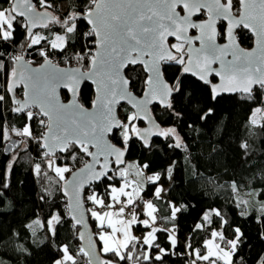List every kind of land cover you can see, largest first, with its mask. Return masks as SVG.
<instances>
[{
	"label": "snow or ice",
	"instance_id": "1",
	"mask_svg": "<svg viewBox=\"0 0 264 264\" xmlns=\"http://www.w3.org/2000/svg\"><path fill=\"white\" fill-rule=\"evenodd\" d=\"M238 5L234 0H87L81 9L75 0H0V48L13 49L0 51V108L7 106L10 112L25 115L28 123L13 131L36 143L46 167L59 181H65L72 166L57 164V159L82 165L62 191L76 226L88 229L85 214L94 222L95 231L87 240L85 231L78 233L81 241L86 240L78 248L86 264H165V257L177 254L175 225L160 226L153 203L165 191L157 184L161 174L146 175L147 163H126L125 156L131 141L150 149L153 136H172L175 144L171 147H186L176 129L160 127L150 110V105L157 104L182 118L173 98L182 92L185 75L203 82L213 99L224 92H240L264 104V0H238ZM202 11L207 16L203 20L198 15ZM82 21L86 30L80 27ZM57 26L59 31H54ZM239 28L255 36L252 51L240 46ZM20 30L24 42L17 47ZM26 52L41 58L38 67H32L34 61L25 58ZM55 56L65 65L86 63L89 70L59 67V61L51 58ZM217 62L219 68L213 67ZM165 64L178 66V74L166 79ZM140 70L146 75L141 78L142 91L137 92L132 73ZM85 81L95 85L90 107L85 106L89 103L86 94L81 102ZM21 87L23 98L17 92ZM57 89L70 94L66 102ZM122 101L131 108H125ZM262 111L261 107L253 110V126ZM211 113L209 108L200 119ZM33 120L39 125L35 135ZM132 169L136 178L130 179ZM34 171L41 174L39 163ZM164 174L171 179V168ZM148 184L157 185L153 199L145 198ZM232 187L237 190L235 184ZM184 207L169 202L167 220L175 221ZM213 216L227 224L219 210L204 212L193 229L205 234L200 246L194 247L190 237L185 239L183 254L190 257L188 264H233L243 233L235 228L234 238L226 239L222 227L212 226ZM60 219L55 214L48 221L53 235ZM161 234H166V240ZM62 252L55 264H77L68 245ZM98 252L108 258L102 259Z\"/></svg>",
	"mask_w": 264,
	"mask_h": 264
},
{
	"label": "trees",
	"instance_id": "2",
	"mask_svg": "<svg viewBox=\"0 0 264 264\" xmlns=\"http://www.w3.org/2000/svg\"><path fill=\"white\" fill-rule=\"evenodd\" d=\"M86 2L75 0L76 7L81 9ZM80 27L86 30V21L80 22ZM54 31H59L58 26ZM237 32L241 45L250 47L253 43L251 33L243 28ZM23 42V31L20 30L16 46ZM76 50H79L78 46ZM0 51L11 52L13 49L0 48ZM31 54L34 64L42 62L35 52ZM51 58L66 66L59 56ZM70 65L88 68L86 63L72 62ZM164 67L167 69L166 79L178 74V66L165 64ZM132 75L137 80V92L142 91L141 78L145 73L140 70ZM182 79V92L173 98L175 111L182 113V118L159 105H153L151 110L163 128L176 129L186 147H171L175 144V137L160 136L152 140L150 149L140 141H131L127 153V159L135 158L139 164L149 165L145 170L147 174H161L158 185H168L160 200L152 196L157 185L148 184L145 189V198L153 199L157 206L160 226L175 225L176 228L177 254L165 257V264H188V257L183 254L185 239L190 237L194 247L200 246L205 234L193 229L196 223L201 222L204 212L210 209L219 210L223 220L227 221V224H222L220 217H212V226L222 227L226 239L234 238L235 228L243 233L233 264H261L264 261V119L253 126L250 116L254 107L264 104L247 99L242 93L222 94L213 99L210 89L197 78L185 75ZM80 91L81 102L86 94L89 103L85 105L90 106L94 98L93 86L85 81ZM17 92L22 95V88ZM254 93L260 95L255 89ZM62 96L66 100L68 94L63 91ZM209 108L212 113L206 119H200ZM26 123L23 113L10 112L7 106L0 108V264H55L63 256L64 245L69 246L77 264H86L87 258L78 254L81 246L79 227L73 225L68 215L67 201L61 192L63 181L49 190L42 150L26 138L23 146L10 153L4 152L6 129L22 130ZM31 123L34 134H37L39 125L35 120ZM244 143H247V149L241 147ZM61 155L59 153L57 157ZM58 160L73 165L72 169L81 166L67 159ZM35 163L41 165L40 175L34 171ZM168 168H171V179L164 174ZM241 201H247V204ZM169 202L178 207L185 206L173 222L167 220ZM55 214H59L61 219L54 225L53 235L48 221ZM39 218L45 227L33 228L32 221ZM88 218L95 231L94 222ZM160 238L166 240V234H161ZM100 253L103 259L108 258Z\"/></svg>",
	"mask_w": 264,
	"mask_h": 264
},
{
	"label": "water",
	"instance_id": "3",
	"mask_svg": "<svg viewBox=\"0 0 264 264\" xmlns=\"http://www.w3.org/2000/svg\"><path fill=\"white\" fill-rule=\"evenodd\" d=\"M238 1V0H237ZM204 12L202 11V13L201 14H198L199 15V18L200 19H206L207 18V16H206V14H205V17H201V15L203 14ZM183 14V13H182ZM196 17H194V19H195ZM219 23L220 22H218V26H219ZM246 30V29H245ZM237 31V30H236ZM251 33V32H250ZM194 33H191V30H190V32H189V35H193ZM196 34H198V33H196ZM251 35H252V37H253V43H252V45L250 46V47H243L242 45H240L244 50H246V51H252L253 49H255V47H256V44H255V36L251 33ZM174 38H169V40L170 41H172ZM218 42H220V41H218ZM197 47L199 46V42H197V45H196ZM26 58V57H25ZM232 57L231 56H228L227 57V59H231ZM27 59V58H26ZM54 63H56L55 61H53ZM41 63V62H40ZM39 63V64H40ZM39 64H32V67H38L39 66ZM59 67H68V66H71V67H78V68H80V70L81 71H84V72H87L88 70H89V68H87V69H84L82 66H80V65H66V66H64V65H58ZM213 67H215V68H219V63L217 62V64H214L213 65ZM146 75V74H145ZM188 75H190V74H188ZM166 78V77H165ZM196 78V77H195ZM216 79L214 80V82L215 83H217V84H219L221 81H220V79H219V77H215ZM198 79V78H197ZM87 82H89L92 86H93V89H94V98H93V100L95 99V96H96V92H95V85H93L92 83H91V81H87ZM83 84V83H82ZM82 84H81V86H82ZM22 88V87H21ZM66 92L67 94H68V96L70 95L68 92H67V90H65V89H57V94L59 95V98L61 99V101H64V102H66V100L63 98V96H62V92ZM236 93H240V92H231V93H229V92H224V93H221V95L222 94H236ZM243 94V93H242ZM20 96V98H23L22 97V95H19ZM220 96V95H219ZM121 104L123 105V104H126V102H124V101H122L121 102ZM127 105V104H126ZM153 105H157V104H153ZM153 105H150V110H151V107L153 106ZM86 106V105H85ZM130 108H131V106L130 105H128ZM86 107H90V106H86ZM118 109H119V106H118ZM151 114H152V116L154 117V119H155V121H156V123L158 124V125H160V127H162L163 128V126L157 121V119L155 118V116L153 115V112H152V110H151ZM142 126H144V127H146L147 126V123L146 122H143V124H142ZM158 137H160V136H153L152 138H151V141H150V143L152 142V140L154 139V138H158ZM57 154H59V152L57 153ZM88 159H90V158H88ZM126 159H127V154H126V156H125V161H126ZM82 166V165H81ZM81 166H79V167H77V168H75V169H73L72 170V172H70L68 175H67V177L65 178V181H63L62 182V184H61V192H62V194H63V191H62V189H63V185H64V183L66 182V181H70L71 179H72V176L74 175V173L81 167ZM97 167H99V166H97ZM86 189H87V187L85 188V191H86ZM64 195V194H63ZM67 201V200H66ZM85 207H87V205L85 204ZM68 215H69V217L71 218V215L69 214V212H68ZM72 220V219H71ZM85 220H86V223L88 224V229L87 230H85L82 226H77V227H79V230H78V233H79V231H85V237H86V240H87V237L89 236V235H91V234H93L94 233V231H93V229H92V227H91V224H90V221H89V218H88V216H87V214H85ZM72 223H73V225L74 226H76L75 224H74V222L72 221ZM79 236V235H78ZM93 239H95V237L93 236ZM86 240L85 241H81V246H83L85 243H86ZM98 254L100 255V257L102 258V254L100 253V252H98ZM103 259V258H102Z\"/></svg>",
	"mask_w": 264,
	"mask_h": 264
},
{
	"label": "rangeland",
	"instance_id": "4",
	"mask_svg": "<svg viewBox=\"0 0 264 264\" xmlns=\"http://www.w3.org/2000/svg\"><path fill=\"white\" fill-rule=\"evenodd\" d=\"M31 55L32 54H27V52H26V55H25V57L27 58V59H29V60H31ZM257 107H261V108H264V106H256V107H254V109L255 108H257ZM253 109V110H254ZM252 114H253V111H252V113H251V116H250V119L252 118ZM256 120L258 121V123H260L263 119H264V111H262L261 113H257L256 114ZM14 129H12V128H9V129H6V137L8 138V136L9 135H11V134H14V135H16V132L15 131H13ZM26 138L27 137H23V142H22V146L26 143ZM21 147V146H20ZM126 163H137V160L135 159V158H128L127 160H126ZM37 163H35L34 164V169H35V165H36ZM57 164H67V163H60V161L57 159ZM68 165V164H67ZM46 166V165H45ZM69 166H72L73 167V165H69ZM47 168V167H46ZM73 170V169H72ZM131 173H132V175L129 177L130 179H132V178H136L135 177V169H132L131 170ZM47 175H46V183H47V186H48V188H49V190H53L54 188H55V186H57L58 184V182H59V180H58V178L56 177V175H55V173H54V171L52 170V169H48L47 168V173H46ZM69 173H65V178L67 177V175H68ZM146 175H151V174H146ZM137 179H139V180H141V181H143V178H137ZM167 186V185H166ZM32 226H33V228H44L45 227V224H44V222L39 218V219H36V220H34V221H32Z\"/></svg>",
	"mask_w": 264,
	"mask_h": 264
},
{
	"label": "built area",
	"instance_id": "5",
	"mask_svg": "<svg viewBox=\"0 0 264 264\" xmlns=\"http://www.w3.org/2000/svg\"><path fill=\"white\" fill-rule=\"evenodd\" d=\"M35 135V134H34ZM33 141V140H32ZM23 142V137L11 134L4 143V152L10 153L12 152L16 147L20 146ZM87 204V203H86ZM88 207V206H87ZM190 257H188V260Z\"/></svg>",
	"mask_w": 264,
	"mask_h": 264
},
{
	"label": "flooded vegetation",
	"instance_id": "6",
	"mask_svg": "<svg viewBox=\"0 0 264 264\" xmlns=\"http://www.w3.org/2000/svg\"><path fill=\"white\" fill-rule=\"evenodd\" d=\"M234 5L236 6V7H239V5H238V1L237 0H234ZM234 11H235V8H234ZM201 17H205V13H203L202 15H201ZM239 29H241V28H239ZM238 30V29H237ZM191 33H193V31H191Z\"/></svg>",
	"mask_w": 264,
	"mask_h": 264
},
{
	"label": "crops",
	"instance_id": "7",
	"mask_svg": "<svg viewBox=\"0 0 264 264\" xmlns=\"http://www.w3.org/2000/svg\"><path fill=\"white\" fill-rule=\"evenodd\" d=\"M137 163H139L138 161H137ZM145 174H147L146 172H145ZM142 182V181H141ZM164 189H165V191L164 192H162V194L161 195H164L165 193H166V190H167V188H168V185L166 186V185H161Z\"/></svg>",
	"mask_w": 264,
	"mask_h": 264
},
{
	"label": "bare ground",
	"instance_id": "8",
	"mask_svg": "<svg viewBox=\"0 0 264 264\" xmlns=\"http://www.w3.org/2000/svg\"><path fill=\"white\" fill-rule=\"evenodd\" d=\"M9 136H10V135H9ZM9 136H8V137H9ZM16 148H17V147H16ZM16 148H15V149H16ZM15 149H14V150H15Z\"/></svg>",
	"mask_w": 264,
	"mask_h": 264
}]
</instances>
